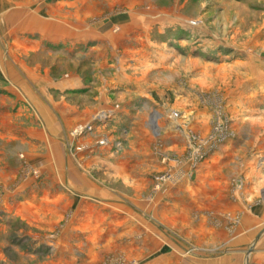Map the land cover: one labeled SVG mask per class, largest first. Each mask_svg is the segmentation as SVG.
Wrapping results in <instances>:
<instances>
[{
    "label": "rangeland",
    "instance_id": "rangeland-1",
    "mask_svg": "<svg viewBox=\"0 0 264 264\" xmlns=\"http://www.w3.org/2000/svg\"><path fill=\"white\" fill-rule=\"evenodd\" d=\"M20 3L29 15L85 18L113 38L106 47L62 40L19 50L0 28V264H159V250L164 264H190L208 254V239L170 210L205 203L172 191L186 177L196 182L210 159L244 211L195 207L191 226L221 217L229 239L251 208L264 220V0ZM21 64L39 68L34 102L16 99ZM168 173L173 181L159 185ZM51 209L62 219L32 223ZM82 222L105 227L81 230Z\"/></svg>",
    "mask_w": 264,
    "mask_h": 264
},
{
    "label": "crops",
    "instance_id": "crops-1",
    "mask_svg": "<svg viewBox=\"0 0 264 264\" xmlns=\"http://www.w3.org/2000/svg\"><path fill=\"white\" fill-rule=\"evenodd\" d=\"M0 6L5 9L2 17L0 18V28H2L5 32L4 38H15L17 41L14 42V45L18 47L19 50L24 49L27 44L28 49L30 48L34 51L36 49L35 44L39 46L45 42L59 43L62 40L65 42L75 41V43H84L85 40H88L90 42H101L100 44L105 46L104 44H108V40L106 39L108 37L111 39L113 38L111 32H101L100 25L86 26L85 18H45L40 15H29L26 11L20 10L21 8H24V6L21 7L20 0H0ZM103 23L109 24V19H105ZM29 44L33 46H30ZM100 50L103 51V49ZM17 67L20 71L26 72V74L18 75L13 72L12 78L16 82L15 86H17L23 93H20L16 99L20 100V98H22V100H20L21 103H23V101L34 102L36 100V91H33V89L31 90L30 88L43 84L39 81L40 78L37 74L39 68L37 66H28L26 69V67L22 64ZM81 83L82 82L80 80H76L73 81L71 85H75V87L80 88L81 86L83 87ZM106 83H108V81ZM45 85L46 84H44L43 87H45ZM105 86L110 87L109 84H106ZM105 94L107 93L104 92L102 93L103 96L101 95L105 100L102 108L104 110H109L111 107L109 101L107 100L108 95ZM77 117L79 118L78 120H81L85 118L90 119L92 116L90 117L87 114L86 116L81 114ZM216 160L210 159L199 167L197 170L198 176L196 177V182H191L190 177H186L182 180L181 184L174 187L172 192H174L173 194H179L180 196L183 194L186 198L191 199V201H195L197 198L199 200L202 199L205 203L204 207L195 206L198 210H205L206 212L209 211L217 216H225L228 214H232L234 216L240 215V213L244 211V206L242 202L238 200L237 193L235 194L233 190L231 191L229 188L227 183L228 178L226 176L223 177L216 174L217 171H219ZM204 172H208L209 174H205L204 176ZM206 177L215 181L211 183L209 182L210 184L208 185ZM172 189L173 188H171V190ZM158 194L154 200L159 197ZM59 199L66 200L69 199V197H67L66 194H62ZM77 203L79 202L77 201ZM156 203L157 200L154 205ZM192 207L191 203L188 206H185L177 202L174 204L173 210H170L171 213L175 215L174 219H176V223H181L184 229L186 226H188L187 228H192L195 237H199L202 234L206 239H208L207 241H203V243L208 245L207 247L210 248L208 254L203 257H194L193 260L190 259V264H264L263 232L260 238L255 242L256 251L252 255L249 256V254L244 250L245 247L254 244V242L252 243L253 238L255 237L256 240L260 228L264 226V220H261L259 217V210L251 208L249 211H246L243 220L237 229L234 230V236L228 239L227 223L226 221L224 222L221 217L217 218L219 221L217 225L214 223L213 225L211 224L215 227L218 226L220 228L219 231L215 230V227H212L210 224L203 221L198 223L200 226H191V217H189L187 213L189 214L190 211L196 209L195 207ZM55 216L56 214L51 209L39 217L33 216L34 219L31 221L32 223H37V221L42 222L45 221V218L49 217V223H54L52 221L62 219V217L59 216H57V219H54L56 218ZM78 225L81 227V230L89 229V226L94 228H101V226L105 227L102 223L98 224L91 222H82ZM116 225L118 224L114 222L109 223V227H117ZM124 225L125 227H128V224ZM189 230L190 233H192L191 229ZM214 248H222L224 250L221 251V253L212 254ZM160 252L161 250L156 251L155 258L153 259L157 262L159 261V264H164L163 262L165 259L163 260V258L158 257ZM3 258L2 253H0V260H3Z\"/></svg>",
    "mask_w": 264,
    "mask_h": 264
},
{
    "label": "built area",
    "instance_id": "built-area-1",
    "mask_svg": "<svg viewBox=\"0 0 264 264\" xmlns=\"http://www.w3.org/2000/svg\"><path fill=\"white\" fill-rule=\"evenodd\" d=\"M171 118L172 119H178L179 118V114L178 113H173L171 115ZM93 129V127L91 125L89 126H81L79 129H78V132H80V134L84 133V132H87V131H91ZM173 175L171 174H166V175H163L161 178L158 179V183L159 185H164V184H167L169 182H172L173 181Z\"/></svg>",
    "mask_w": 264,
    "mask_h": 264
},
{
    "label": "water",
    "instance_id": "water-1",
    "mask_svg": "<svg viewBox=\"0 0 264 264\" xmlns=\"http://www.w3.org/2000/svg\"><path fill=\"white\" fill-rule=\"evenodd\" d=\"M264 232V231H263ZM261 236V235H260ZM260 236L258 237V239L260 238Z\"/></svg>",
    "mask_w": 264,
    "mask_h": 264
},
{
    "label": "bare ground",
    "instance_id": "bare-ground-1",
    "mask_svg": "<svg viewBox=\"0 0 264 264\" xmlns=\"http://www.w3.org/2000/svg\"><path fill=\"white\" fill-rule=\"evenodd\" d=\"M153 123H154V121H153Z\"/></svg>",
    "mask_w": 264,
    "mask_h": 264
}]
</instances>
